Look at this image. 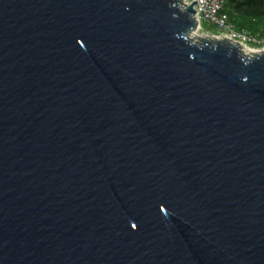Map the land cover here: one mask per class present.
Masks as SVG:
<instances>
[{"label": "water", "instance_id": "95a60500", "mask_svg": "<svg viewBox=\"0 0 264 264\" xmlns=\"http://www.w3.org/2000/svg\"><path fill=\"white\" fill-rule=\"evenodd\" d=\"M184 0H0V264H264V51Z\"/></svg>", "mask_w": 264, "mask_h": 264}, {"label": "built area", "instance_id": "2783aa9c", "mask_svg": "<svg viewBox=\"0 0 264 264\" xmlns=\"http://www.w3.org/2000/svg\"><path fill=\"white\" fill-rule=\"evenodd\" d=\"M188 5L197 3L194 7L196 11V19L199 22L200 30L204 24L215 28L221 33V37H225L233 42L248 46V44L257 45V38L248 37L244 33H240L234 23H231L224 14V0H184ZM264 44V41H262ZM264 51V48L261 49ZM260 52V51H257Z\"/></svg>", "mask_w": 264, "mask_h": 264}, {"label": "trees", "instance_id": "16d2710c", "mask_svg": "<svg viewBox=\"0 0 264 264\" xmlns=\"http://www.w3.org/2000/svg\"><path fill=\"white\" fill-rule=\"evenodd\" d=\"M224 14L238 30L264 33V0H227Z\"/></svg>", "mask_w": 264, "mask_h": 264}, {"label": "rangeland", "instance_id": "374dc122", "mask_svg": "<svg viewBox=\"0 0 264 264\" xmlns=\"http://www.w3.org/2000/svg\"><path fill=\"white\" fill-rule=\"evenodd\" d=\"M226 1L227 0H224L225 7H226ZM238 31L240 33L246 34L248 37L257 38L259 41V44H257V45L248 44V47H250L251 49H254L256 52L262 51L261 49L264 48V44L262 43V41H264V35H263L264 33L263 34H253L250 31H246V30H238ZM196 32L200 33L201 35L207 36L210 39H213V38H220L221 39L222 38L220 32H218L215 28L210 27L207 24H204L202 26V29L200 30V28H199V30H197Z\"/></svg>", "mask_w": 264, "mask_h": 264}, {"label": "bare ground", "instance_id": "6f19581e", "mask_svg": "<svg viewBox=\"0 0 264 264\" xmlns=\"http://www.w3.org/2000/svg\"><path fill=\"white\" fill-rule=\"evenodd\" d=\"M200 28V27H199ZM198 28V29H199ZM193 40H199V38H208L207 36H204V35H201L200 33L198 32H193L190 36ZM216 39V38H215ZM242 50H243V53L246 55V56H251L253 53H255L256 51L254 49H251L250 47L248 46H243L242 47Z\"/></svg>", "mask_w": 264, "mask_h": 264}]
</instances>
